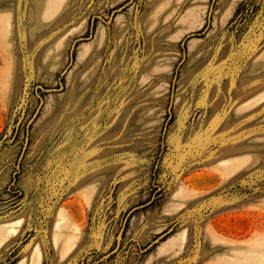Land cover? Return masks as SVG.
<instances>
[{
	"label": "rangeland",
	"instance_id": "rangeland-1",
	"mask_svg": "<svg viewBox=\"0 0 264 264\" xmlns=\"http://www.w3.org/2000/svg\"><path fill=\"white\" fill-rule=\"evenodd\" d=\"M10 225L0 264H264V0H0Z\"/></svg>",
	"mask_w": 264,
	"mask_h": 264
},
{
	"label": "bare ground",
	"instance_id": "bare-ground-1",
	"mask_svg": "<svg viewBox=\"0 0 264 264\" xmlns=\"http://www.w3.org/2000/svg\"><path fill=\"white\" fill-rule=\"evenodd\" d=\"M58 227V226H57ZM17 231V227L10 225L8 226L3 233L0 235V243L4 242L7 240L8 237H10L11 235L15 234ZM59 233L55 232L53 234V239L54 241H56L57 238H59ZM40 251L37 249V251L35 252H31L30 256L28 257V264H40ZM25 259V258H22ZM24 264V263H22Z\"/></svg>",
	"mask_w": 264,
	"mask_h": 264
}]
</instances>
